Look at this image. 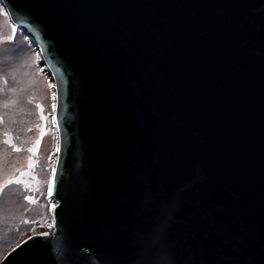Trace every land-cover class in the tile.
Returning <instances> with one entry per match:
<instances>
[{"label":"water","instance_id":"95a60500","mask_svg":"<svg viewBox=\"0 0 264 264\" xmlns=\"http://www.w3.org/2000/svg\"><path fill=\"white\" fill-rule=\"evenodd\" d=\"M55 84L52 232L0 264H264V0H0Z\"/></svg>","mask_w":264,"mask_h":264},{"label":"rangeland","instance_id":"374dc122","mask_svg":"<svg viewBox=\"0 0 264 264\" xmlns=\"http://www.w3.org/2000/svg\"><path fill=\"white\" fill-rule=\"evenodd\" d=\"M8 21H10L9 17ZM10 23L12 24L11 21ZM16 29L12 24V31L15 32ZM34 55L38 67L37 82L39 81L31 98L34 119L24 131L23 146L15 144L11 134H5V145H1L0 139V188L4 193L0 197V227H3L5 222H9L10 232L14 233L22 229L17 240L10 244L0 243V260L13 246L28 236L36 233H51L53 227L52 212L55 202L49 194V188L51 187L52 190L59 142L53 111L55 84L46 73L45 66L41 65L40 52L36 51ZM17 179L22 183L8 184V181ZM15 185L25 192V196L23 199L20 198L19 202L15 194L8 192L10 187ZM1 236H6L2 229Z\"/></svg>","mask_w":264,"mask_h":264},{"label":"trees","instance_id":"16d2710c","mask_svg":"<svg viewBox=\"0 0 264 264\" xmlns=\"http://www.w3.org/2000/svg\"><path fill=\"white\" fill-rule=\"evenodd\" d=\"M8 17L0 2V142L5 145V134H11L15 144L23 146L24 131L34 119L31 98L35 87L39 85L34 54L39 50L13 23L17 29L12 31ZM7 148L9 149V146ZM18 187L12 186L8 191L12 195L15 194L17 202L25 196L24 190ZM1 229L6 233L5 237L1 236ZM21 232L22 229L10 232L9 222H5L4 226L0 227V243H12Z\"/></svg>","mask_w":264,"mask_h":264},{"label":"snow or ice","instance_id":"6c2138e0","mask_svg":"<svg viewBox=\"0 0 264 264\" xmlns=\"http://www.w3.org/2000/svg\"><path fill=\"white\" fill-rule=\"evenodd\" d=\"M37 143H38V141H37ZM16 151H19V149H16ZM29 151H32V149H29ZM21 175H23V173H21ZM17 183V184H20V183H22L19 179H17V180H15V181H8V184H11V183ZM5 187H6V185H5ZM3 189L2 188H0V197H2L3 196ZM49 194H51V187L49 188ZM31 202H35V201H31ZM50 227H52L51 225H50ZM42 235H47V233H43Z\"/></svg>","mask_w":264,"mask_h":264}]
</instances>
